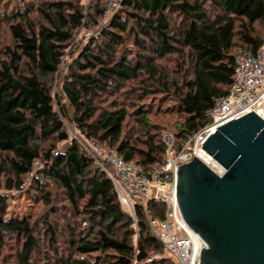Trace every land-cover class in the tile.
I'll use <instances>...</instances> for the list:
<instances>
[{"label":"trees","instance_id":"obj_1","mask_svg":"<svg viewBox=\"0 0 264 264\" xmlns=\"http://www.w3.org/2000/svg\"><path fill=\"white\" fill-rule=\"evenodd\" d=\"M15 1L18 6L0 11V24L10 25L15 44L14 48H0V152L7 159L2 171L13 177L6 188L23 187L25 177L42 162V177L63 191L74 214L85 217L81 226H68L66 254L58 250V226L51 220L43 221V235L48 239L43 261L178 264L172 257L148 262L149 250L160 252L163 246L151 233L141 206L134 220L120 204L110 178L77 140L55 155V145L45 150L39 144L49 139L69 141L55 109L52 81L74 36L83 28L95 27L105 16L107 0ZM130 22H134L133 28H129ZM259 22L264 24V0H125L109 25L70 67L63 86L66 106L61 104L60 111L66 118L65 109H71L82 135L148 173L165 160L167 151L166 143L150 134L157 129L150 121L151 107L114 100L101 110L99 100L120 97L123 89L147 75L158 89L145 86L146 92L176 102L171 110L183 119L174 137L178 149L187 137L208 124L206 113L230 89L235 52L245 48L255 54L260 48L263 38L254 35ZM239 24L242 46L236 44ZM131 33L138 47L135 55L131 50L119 51ZM174 54L188 56L193 63L191 78L181 86L171 82L158 65ZM131 116L137 126L134 134L147 140L125 136ZM36 187L44 204L52 207L55 201L46 181L37 182ZM147 207L151 216L164 218V205L149 201ZM7 211V198L0 194V252L11 243L8 241L22 240L18 264H34L40 243L31 221L8 219Z\"/></svg>","mask_w":264,"mask_h":264},{"label":"water","instance_id":"obj_2","mask_svg":"<svg viewBox=\"0 0 264 264\" xmlns=\"http://www.w3.org/2000/svg\"><path fill=\"white\" fill-rule=\"evenodd\" d=\"M198 158L177 169L182 222L204 246L194 264H264V120L252 112L221 126Z\"/></svg>","mask_w":264,"mask_h":264},{"label":"built area","instance_id":"obj_3","mask_svg":"<svg viewBox=\"0 0 264 264\" xmlns=\"http://www.w3.org/2000/svg\"><path fill=\"white\" fill-rule=\"evenodd\" d=\"M124 1L108 0L103 19L107 15L113 17L121 10ZM234 58L231 87L206 113L208 124L187 137L178 149L174 137L167 136L164 141L167 146L165 160L156 163L148 173L135 163H125L113 150L102 149L95 140L75 139L110 178L120 204L135 220L137 207L141 206L151 233L178 264H194L196 253H201L204 246L193 237L180 218L176 197L177 169L198 158L222 176L224 168L202 149L205 142L221 126L249 113L254 112L264 120V38L255 54L241 49L234 54ZM149 201L165 206L163 219L149 214ZM158 259L149 257L148 262ZM133 264L144 263L134 261Z\"/></svg>","mask_w":264,"mask_h":264},{"label":"rangeland","instance_id":"obj_4","mask_svg":"<svg viewBox=\"0 0 264 264\" xmlns=\"http://www.w3.org/2000/svg\"><path fill=\"white\" fill-rule=\"evenodd\" d=\"M83 3H87V0H83ZM18 2L16 4L15 0H0V11L2 10H11L12 8L18 6ZM106 9H108V0L106 4ZM119 12V11H118ZM117 12V13H118ZM111 15H107V18L98 20V23L95 27H91V29L83 28L81 29L75 36L73 41L69 44V48L66 51V55L63 60V64L61 65L59 72L55 75V79L52 81V93L56 98L55 109L57 110L60 118L62 119L65 130L69 136V141L66 142H58L57 139H49L39 141L40 146H42L45 150L51 149L53 145L57 147L56 151L53 153L57 154L60 151L65 150L72 140L84 139L86 138L81 134L79 129L77 128L74 122V113L68 107L65 109L68 113V117H64L61 109V104H65L66 106V98L63 94V86L65 81L67 80V76L69 74L70 67L73 66L74 61L78 58L81 51L87 46L94 38H97L102 30L109 25ZM32 18H37L36 15H33ZM39 21V20H38ZM180 22V20H179ZM243 24H247L246 21H242ZM134 25V22H130L129 28ZM133 28V27H132ZM255 36H260L264 38V24L256 23L254 26ZM241 24L238 26V35L236 39L237 46H242V37H241ZM135 35L130 34L125 37V45L120 48L119 51L122 52L124 49L131 50L132 54L135 55L138 52V47L135 43ZM14 40L10 31V25L6 22H2L0 24V48L3 50L6 48H14ZM245 48H239V50ZM238 50V51H239ZM246 50V49H245ZM187 54V51L184 52ZM236 53V52H235ZM188 57V56H187ZM184 58L181 54H174L168 60L158 61L159 67L164 70L170 78L171 82H174L178 86H181L183 81L186 79L189 80L192 75L193 63L189 58ZM144 82V83H143ZM149 88V90H156L158 87L154 86L151 83V80L144 75L141 81L132 83L129 85L127 89H123L120 93V97H102L99 100L98 108L101 110L103 108L110 107L111 102L114 100H118V102L126 105H137L144 108H149L152 115H150V121L152 124L156 126V131H150V134L153 136H159V138L165 141L167 136H173L177 134V129L182 124L183 119L174 112L173 109L174 104L176 103L173 99H164L163 95H150L148 92L144 90V87ZM173 94V93H172ZM126 95V96H125ZM63 116V117H62ZM135 118L131 116L127 122L125 127V136H134L135 138H142V141L147 140V137L141 136L138 137L135 133L137 126L135 125ZM176 138V137H175ZM174 138V139H175ZM184 142V141H183ZM102 149L109 151L110 149L107 146L101 145ZM140 148H144L140 145ZM54 154V155H55ZM6 155L0 152V194L6 196L8 201V211L7 218L12 220H28L31 221L34 231L35 238L39 239V250L34 255V264H45L43 261L44 258V250H48L47 238H44L43 235V221L51 220L57 228V241H58V250L60 253L66 254V248L68 244L66 243L68 238V226H81L85 222V217H78L72 211V207L70 203L65 199V195L61 189L56 186H53L51 182L47 181L42 177L40 171L44 167V163L38 162L35 165V171L25 177L24 186L20 189L8 190L6 185L9 182L10 175L8 173H4L2 168L6 164ZM37 178V179H36ZM37 180V181H36ZM46 181V184L49 185V189L52 192L54 205L52 207H48L44 204L41 193L37 190L36 184L37 182ZM135 220V219H134ZM41 231V232H40ZM136 233H138V229L135 227ZM136 240V238L134 239ZM11 242V243H10ZM8 247L2 249L0 252V264H18V256L21 253V246L23 245L22 240L13 239L8 241ZM52 252V251H49ZM149 256L154 258L166 257L170 258V256L165 252L164 249L160 252H156L152 249L149 250ZM158 259V260H159Z\"/></svg>","mask_w":264,"mask_h":264}]
</instances>
